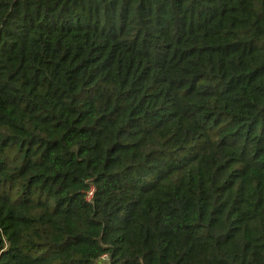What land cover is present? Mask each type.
Listing matches in <instances>:
<instances>
[{"label":"trees","instance_id":"obj_1","mask_svg":"<svg viewBox=\"0 0 264 264\" xmlns=\"http://www.w3.org/2000/svg\"><path fill=\"white\" fill-rule=\"evenodd\" d=\"M0 264H264V0H0Z\"/></svg>","mask_w":264,"mask_h":264}]
</instances>
